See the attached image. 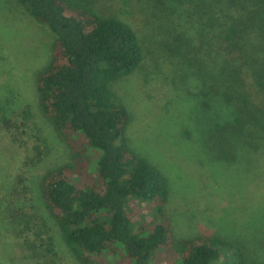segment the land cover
Returning a JSON list of instances; mask_svg holds the SVG:
<instances>
[{"label": "trees", "instance_id": "16d2710c", "mask_svg": "<svg viewBox=\"0 0 264 264\" xmlns=\"http://www.w3.org/2000/svg\"><path fill=\"white\" fill-rule=\"evenodd\" d=\"M16 1L54 35L35 88L70 158L44 171L39 189L76 260L248 264L241 244L222 235H175L167 178L130 146L131 115L113 84L147 60L172 76L186 62L200 86L196 101L215 113L211 158L264 153V0H111L105 12L93 0ZM27 217L25 228L51 250L46 221Z\"/></svg>", "mask_w": 264, "mask_h": 264}, {"label": "rangeland", "instance_id": "374dc122", "mask_svg": "<svg viewBox=\"0 0 264 264\" xmlns=\"http://www.w3.org/2000/svg\"><path fill=\"white\" fill-rule=\"evenodd\" d=\"M110 6L111 0H93L97 10ZM53 39L16 0H0L1 264H80L56 232L39 189L44 171L70 158L43 117L35 88ZM185 63L172 76L147 60L113 84L131 115L130 146L167 178L165 211L177 237L222 235L241 244L248 264H264V153L245 151L234 163L211 158L206 144L215 113L196 101L200 86ZM146 203L140 210L151 216ZM31 213L50 227L51 250L25 228Z\"/></svg>", "mask_w": 264, "mask_h": 264}]
</instances>
